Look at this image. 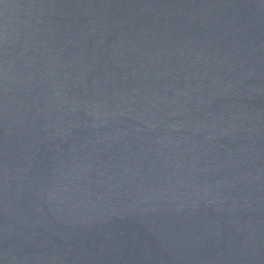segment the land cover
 Wrapping results in <instances>:
<instances>
[{"label":"water","instance_id":"water-1","mask_svg":"<svg viewBox=\"0 0 264 264\" xmlns=\"http://www.w3.org/2000/svg\"><path fill=\"white\" fill-rule=\"evenodd\" d=\"M0 264H264V0H0Z\"/></svg>","mask_w":264,"mask_h":264}]
</instances>
